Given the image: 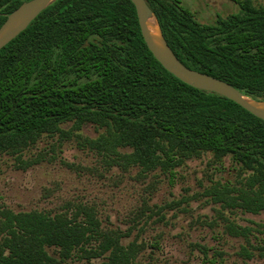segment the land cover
I'll list each match as a JSON object with an SVG mask.
<instances>
[{
  "label": "trees",
  "instance_id": "trees-1",
  "mask_svg": "<svg viewBox=\"0 0 264 264\" xmlns=\"http://www.w3.org/2000/svg\"><path fill=\"white\" fill-rule=\"evenodd\" d=\"M23 1L0 0V24ZM146 1L185 65L264 99L263 5L234 0L237 12L208 23L182 0ZM71 120L76 128L104 127L87 143L122 166L170 171L201 151L219 162L229 155L250 174L245 186L226 181L213 194L230 206L264 210V119L167 71L148 49L131 0H53L0 48V153L20 151ZM225 230L246 234L234 223ZM120 238L82 202L54 212L0 206V264H63L76 248L88 257L108 252L101 264H131L139 245Z\"/></svg>",
  "mask_w": 264,
  "mask_h": 264
},
{
  "label": "rangeland",
  "instance_id": "rangeland-1",
  "mask_svg": "<svg viewBox=\"0 0 264 264\" xmlns=\"http://www.w3.org/2000/svg\"><path fill=\"white\" fill-rule=\"evenodd\" d=\"M182 2L208 23L239 10L234 0ZM252 2L264 6V0ZM101 132L95 123L76 128L65 121L20 151L1 152L0 206L54 212L66 202L93 205L102 229L119 233L123 245H139L131 264H264V210L230 206L213 194L226 181L245 186L250 170L229 155L219 162L208 150L184 157L170 171L160 164L122 166L87 143ZM228 223L246 234L227 232ZM96 244L93 239L85 247ZM46 249L57 255L55 247ZM107 254L88 257L76 248L63 264H101Z\"/></svg>",
  "mask_w": 264,
  "mask_h": 264
},
{
  "label": "water",
  "instance_id": "water-1",
  "mask_svg": "<svg viewBox=\"0 0 264 264\" xmlns=\"http://www.w3.org/2000/svg\"><path fill=\"white\" fill-rule=\"evenodd\" d=\"M52 1L25 0L8 13L0 24V48L22 31ZM131 1L148 49L167 71L193 87L223 95L264 119V99L249 96L223 79L185 65L167 43L158 18L147 1Z\"/></svg>",
  "mask_w": 264,
  "mask_h": 264
}]
</instances>
